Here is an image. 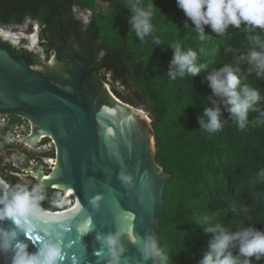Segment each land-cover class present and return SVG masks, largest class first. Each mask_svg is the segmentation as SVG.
I'll return each instance as SVG.
<instances>
[{
    "label": "trees",
    "instance_id": "1",
    "mask_svg": "<svg viewBox=\"0 0 264 264\" xmlns=\"http://www.w3.org/2000/svg\"><path fill=\"white\" fill-rule=\"evenodd\" d=\"M128 3L129 0H0V26L21 28L31 20L40 25L46 37L53 31H60L66 38L87 37L91 43H99L98 52L105 61H114V82L126 88L136 84L153 117L156 164L170 176L157 238L170 264H199L210 239L204 227L221 223L230 231L243 226L264 229V179L258 176L264 170V123L259 122V112H249V123L243 131L227 111H222L223 127L218 132L201 129L199 123L203 108L211 106L206 76L224 64L239 67L242 84L264 96V78L248 75L247 64L237 65L235 61V55L246 53L251 46L249 35L264 39V33H246L242 26L216 36L206 29V39L200 41L191 24L185 28L186 17L176 0H140L143 7L152 6L154 26L153 33L140 42L134 32L130 33ZM77 8L94 12L88 25L72 15ZM153 36L160 38V45L152 42ZM177 42L185 50L197 51L198 63L207 65L199 76L186 74L172 80L166 75L174 70L169 45ZM91 83L105 93L102 82ZM256 108L264 111V102ZM38 163L45 166L41 159ZM44 191L46 200L42 206L56 211L53 205L63 200V192L50 188ZM233 205L239 214L231 211ZM241 206H246L248 212L241 211ZM254 264H264V259Z\"/></svg>",
    "mask_w": 264,
    "mask_h": 264
},
{
    "label": "water",
    "instance_id": "2",
    "mask_svg": "<svg viewBox=\"0 0 264 264\" xmlns=\"http://www.w3.org/2000/svg\"><path fill=\"white\" fill-rule=\"evenodd\" d=\"M11 29L0 26V30ZM13 46L0 38V118L34 123L28 138L32 143L40 129L48 131L56 148L57 169L49 181L44 177L54 170L41 173L38 182L63 192V199L64 189L55 186L71 189L80 204L72 217L58 216L59 207L47 211L49 219L40 223V230L21 238L35 252L48 231L59 233L63 264H107V250L99 238L122 230L127 249L122 264H145L136 241L146 234L157 236L170 180L155 161L153 128L151 135L141 113L115 97L98 100L87 81L85 60L64 59L60 52L62 62L76 66L69 80L50 78L35 71L31 60ZM121 173L131 176V183L122 181ZM0 181L7 184L1 176ZM11 227V222L0 223V228ZM0 264H11V253L0 254Z\"/></svg>",
    "mask_w": 264,
    "mask_h": 264
},
{
    "label": "clouds",
    "instance_id": "3",
    "mask_svg": "<svg viewBox=\"0 0 264 264\" xmlns=\"http://www.w3.org/2000/svg\"><path fill=\"white\" fill-rule=\"evenodd\" d=\"M176 4L186 17L185 28L191 24L200 41L206 39V29L216 36H224L229 28L241 29L242 26L246 33L257 30L264 33V0H176ZM126 9L131 14L128 18L130 33L134 32L136 38L143 42L154 31L152 6L145 8L140 0H129ZM247 38L251 46L246 53L235 55L236 64L245 63L248 75L264 78V39L259 35ZM152 42L161 44L156 36L152 37ZM169 48L173 50L171 68L174 69L166 73L170 79L183 78L186 74L197 77L207 69L206 64L198 63V53L192 48L185 50L178 42L170 44ZM200 52L204 49L201 48ZM239 73L240 68L231 64H224L208 73L206 80L212 94L207 99L211 106L202 110L199 117L201 129L213 133L220 131L223 127L222 111H227L242 131L249 123L250 111L259 112V122L264 123V111L256 108L258 103L264 102V96L259 90L242 84ZM258 176L264 179V170ZM120 179L125 183L132 181V177L124 173L120 174ZM44 188L42 184L29 187L23 183L9 187L0 181V223L8 221L12 226L10 229L0 228V254L11 253V264H63L65 260L59 233L48 231L47 239L35 252L29 251L30 245L21 238L38 232L40 223L49 219L42 206L46 200ZM231 211L239 214L235 205ZM241 211L247 213L248 208L241 206ZM203 230L210 239L199 264H254V261L264 259V229L243 226L230 231L223 224L215 223ZM123 235L122 230H117L99 238L103 249L107 250V264H122L127 251ZM136 244L145 264H170V257L156 235L146 234Z\"/></svg>",
    "mask_w": 264,
    "mask_h": 264
},
{
    "label": "rangeland",
    "instance_id": "4",
    "mask_svg": "<svg viewBox=\"0 0 264 264\" xmlns=\"http://www.w3.org/2000/svg\"><path fill=\"white\" fill-rule=\"evenodd\" d=\"M75 14L76 17L89 23L93 18L94 12L77 8ZM11 30L14 32L22 31L31 37L36 36V44L33 45L29 41H22L19 44H13V48L17 52L24 54L28 52L29 57L32 59V67L38 73L48 76L50 72L63 66L62 63L64 62L59 59L60 52L62 58L68 59L64 55L65 43L62 44V47L57 52H51L47 55L39 43L38 38L41 28L37 22L29 20L23 27L19 29L13 27ZM111 75L112 69L104 68L100 71V79L105 93H101L100 96L96 95V98L105 102L107 98L115 97L124 104L144 111L146 117L142 121L152 135L153 117L148 107L144 104V96L139 88L134 83L129 88L123 87L114 82ZM31 133V122L24 118L6 116L0 118V176L9 183L17 184L22 181L31 187L35 184H40L38 178L41 173L48 174L49 172L50 174L55 168L56 148L52 139L47 138L37 143H32L28 140ZM42 157L51 159L52 163L50 162L49 164L47 162L48 164H46ZM39 159L43 161L45 166H40L38 163ZM8 182L7 184H9Z\"/></svg>",
    "mask_w": 264,
    "mask_h": 264
},
{
    "label": "flooded vegetation",
    "instance_id": "5",
    "mask_svg": "<svg viewBox=\"0 0 264 264\" xmlns=\"http://www.w3.org/2000/svg\"><path fill=\"white\" fill-rule=\"evenodd\" d=\"M76 17L75 11L72 14ZM77 19L81 20L84 25H88L89 23H86L83 19H80L76 17ZM40 26V25H39ZM41 28V27H40ZM46 35V34H45ZM75 35V34H74ZM48 37L43 36L41 34L39 35V43L41 44L42 48H44L45 52L47 53V49H49V54L57 52L61 47L62 44L65 43V49H64V55L68 58H80L87 62L88 64V72L90 73V77L88 78V84L92 87L94 85L91 83H95L98 85L99 82H101L100 79V71L104 68L107 69H115V63L114 61H105L103 59V56L99 54L98 48L99 43L93 42L91 43L90 39L87 37H80L78 39H75L73 36L70 38H66L62 35L60 31H53L47 34ZM21 55L26 56L31 60V57H29L28 52L22 53L17 52ZM48 55V54H47ZM60 62V61H59ZM61 63V62H60ZM63 66L59 67L58 70H53L49 73V77L51 78H60L63 80H69L71 77V73L75 68V64H66L62 63ZM96 95L100 96L102 93L101 90H96Z\"/></svg>",
    "mask_w": 264,
    "mask_h": 264
},
{
    "label": "bare ground",
    "instance_id": "6",
    "mask_svg": "<svg viewBox=\"0 0 264 264\" xmlns=\"http://www.w3.org/2000/svg\"><path fill=\"white\" fill-rule=\"evenodd\" d=\"M0 38L4 39L5 41H8L12 44H19L22 41H29L34 45L37 42L36 36L31 37V36L26 35L22 31L21 32H14L13 30H0ZM117 101L119 103H121L122 105H126L127 107H131L127 104H124L123 102H121L118 99H117ZM106 108H108V107H106ZM131 108H133V107H131ZM138 111H139V113H141V116L143 118L146 117L144 111H142V110H138ZM31 126L35 127L36 125L34 123H31ZM45 138H51L52 139V137L49 135L48 131L43 128V129H40V134L37 137H35L33 139V141L36 143V142H39L40 140H43ZM47 162L50 164L51 161L48 160ZM56 169H57V167L54 169L53 175L45 176L44 180L49 181L50 179H52L54 177ZM55 188L64 189V192L66 194L65 199H63L61 202L55 204L56 207H59V210H58L59 213L57 215L60 217H64V216L72 217V216H74L80 207V204H79L74 192L71 189L66 188L65 186H55Z\"/></svg>",
    "mask_w": 264,
    "mask_h": 264
},
{
    "label": "built area",
    "instance_id": "7",
    "mask_svg": "<svg viewBox=\"0 0 264 264\" xmlns=\"http://www.w3.org/2000/svg\"><path fill=\"white\" fill-rule=\"evenodd\" d=\"M45 139H47V138H45ZM52 143H53V142H52ZM53 144H54V143H53ZM54 145H55V144H54ZM42 159H44V161L46 162V164H48V163H47L48 160L52 161L51 159H45L44 157H42ZM52 159H53V157H52ZM46 160H47V161H46ZM53 206L56 207L55 204H54Z\"/></svg>",
    "mask_w": 264,
    "mask_h": 264
},
{
    "label": "snow or ice",
    "instance_id": "8",
    "mask_svg": "<svg viewBox=\"0 0 264 264\" xmlns=\"http://www.w3.org/2000/svg\"><path fill=\"white\" fill-rule=\"evenodd\" d=\"M37 239H39V237H37Z\"/></svg>",
    "mask_w": 264,
    "mask_h": 264
}]
</instances>
